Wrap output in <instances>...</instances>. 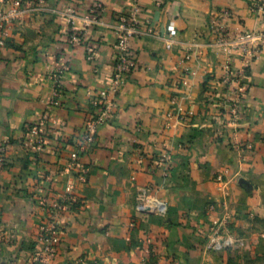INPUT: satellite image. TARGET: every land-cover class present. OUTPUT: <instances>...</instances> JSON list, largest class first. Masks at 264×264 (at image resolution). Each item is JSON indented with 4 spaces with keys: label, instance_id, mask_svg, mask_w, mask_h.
Returning a JSON list of instances; mask_svg holds the SVG:
<instances>
[{
    "label": "crops",
    "instance_id": "crops-1",
    "mask_svg": "<svg viewBox=\"0 0 264 264\" xmlns=\"http://www.w3.org/2000/svg\"><path fill=\"white\" fill-rule=\"evenodd\" d=\"M44 1L0 45V264H41V199L58 202L68 187L78 202L60 219L52 264H214L215 237L226 241L219 251L264 253V47L245 59L239 40L264 31L257 0H138L136 68L89 142L91 99L111 83L116 26L136 4L100 0V23L87 26L98 0ZM67 8L86 30L77 45L58 14ZM230 61L235 73L249 65L236 125ZM61 69L58 95L50 76ZM44 116L47 140L33 154L24 140Z\"/></svg>",
    "mask_w": 264,
    "mask_h": 264
},
{
    "label": "built area",
    "instance_id": "built-area-1",
    "mask_svg": "<svg viewBox=\"0 0 264 264\" xmlns=\"http://www.w3.org/2000/svg\"><path fill=\"white\" fill-rule=\"evenodd\" d=\"M138 0H134L135 10L129 15H124L119 18V22L116 26L117 30V47L119 54L116 58V62L113 70V77L108 87L94 95L91 99V106L95 112L94 118L86 123L83 135V141L89 142L92 140V136L97 132L100 125L108 122L112 117L116 107V100L121 93L122 86L130 78L136 68V59L132 49V40L135 36L140 34L138 25L137 13L139 7L137 5ZM44 0H0V45L5 46V40L8 36L10 27L14 22L19 20L22 14L25 13H42L47 11L42 6ZM253 9L264 15V0H257ZM103 11V3L98 0L90 9L88 16L85 18L86 25H97L100 23V15ZM62 18H66L71 23L69 42L72 45L80 44L86 34V30H79L75 25L76 11L73 8H67L58 13ZM174 27H169L170 32L174 31ZM241 48L240 52L244 55V58L251 60H258L264 47V31L247 33L240 39ZM231 39L226 36H222L218 40V44L221 46L229 45ZM256 43H259L256 44ZM172 44H167L168 48H171ZM87 59L94 61L95 48L88 47ZM247 63V62H246ZM249 63V61H248ZM234 72L232 70V61L229 62L226 68V75L223 79V84L227 89L233 88L235 92V99L229 114V122L232 125H236L239 117V107L244 95L246 93V86L243 84L242 79L245 76L246 68ZM64 69L58 70L53 73L50 78L53 80L54 85L57 87L58 95L61 94L60 79ZM225 103V101H223ZM47 116L42 117L37 122L33 123L29 128L24 140V146L29 152L33 154H41L43 152L46 140H47ZM6 153L7 144H0V168L6 165ZM78 202V199L71 193V188L68 187L67 195L64 199L50 203L46 198H42L40 205L45 213L44 220L39 231V243H40V258L41 264H52L58 255V247L61 242V236L63 235V229L60 225L61 217L74 209ZM220 240L215 237L208 244V249L219 250L222 247Z\"/></svg>",
    "mask_w": 264,
    "mask_h": 264
},
{
    "label": "rangeland",
    "instance_id": "rangeland-1",
    "mask_svg": "<svg viewBox=\"0 0 264 264\" xmlns=\"http://www.w3.org/2000/svg\"><path fill=\"white\" fill-rule=\"evenodd\" d=\"M220 242L226 243V241ZM219 250H213V252H221L220 255L212 257L214 264H264V253L253 254L248 248L241 247L230 252Z\"/></svg>",
    "mask_w": 264,
    "mask_h": 264
}]
</instances>
